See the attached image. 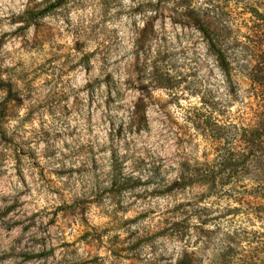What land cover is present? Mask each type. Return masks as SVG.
<instances>
[{
  "label": "rangeland",
  "instance_id": "1",
  "mask_svg": "<svg viewBox=\"0 0 264 264\" xmlns=\"http://www.w3.org/2000/svg\"><path fill=\"white\" fill-rule=\"evenodd\" d=\"M113 2L102 0L104 10ZM28 3L31 7H26L24 15L9 18L10 23H23L0 36V47L11 35L21 38L18 47L25 50L21 56L26 59H39L44 49L53 55L33 68L37 75L25 85L27 95L11 77L3 79L0 71V93H4L0 99V264H144V249L154 251L155 239L166 237L165 244L171 245L186 239L189 231L194 240L189 248L179 250L175 264L196 252L202 240L206 243L200 246L205 251L212 246L216 258L220 228L212 224L200 228L196 223L188 231H176L171 223L203 219V210L211 219L226 201L198 183L181 186L179 179L170 177L177 166L178 175L183 171L187 177L214 155V142L188 119L201 101L227 121L248 116L253 101L249 18L253 7L264 8V0H141L130 12L146 18L142 25L133 21L138 31L126 37L134 45V58L112 60L111 72L105 67L108 61L96 57L109 50L119 55L122 28L112 29L114 47L105 40L103 49L85 51L91 41H73L64 36L66 28L57 27V9L68 0ZM196 6L201 8L198 16L189 10ZM202 23L224 41L228 72L209 51ZM158 24L164 33L159 37ZM32 25L35 31L29 40L25 37ZM150 41L168 44L170 51L157 53L149 61L146 53L155 52ZM73 58L76 63L62 69L56 79L63 82L83 67V95H75L71 103H65L67 95H53L46 106L30 107L25 114L24 100L31 99L38 86L51 83L56 62L64 65ZM169 61L173 68L190 66L172 77L160 67ZM149 62L157 87L138 82ZM21 63L18 60L17 67ZM28 75L22 73L17 79ZM41 95L48 97L47 92ZM118 99L127 100L132 113L131 119L119 124V117L100 111L111 112L112 105L116 111L124 110ZM57 104L62 108L57 110ZM82 111L86 113L83 121L78 119ZM17 117L20 120L12 123ZM245 147L248 153L251 145ZM248 159L251 162L242 165L246 184L254 173L264 171L260 152H250ZM148 172L152 177L143 179ZM159 259L163 264L169 258ZM196 261L204 264L197 256Z\"/></svg>",
  "mask_w": 264,
  "mask_h": 264
},
{
  "label": "trees",
  "instance_id": "2",
  "mask_svg": "<svg viewBox=\"0 0 264 264\" xmlns=\"http://www.w3.org/2000/svg\"><path fill=\"white\" fill-rule=\"evenodd\" d=\"M189 10L195 16L201 14L200 6ZM251 12L249 41L253 63L249 75L253 103H250L248 116L243 121L232 122L217 116L214 107L205 101L194 107L193 117L188 119L214 142V155L199 163L187 177L181 171L177 182L181 186L198 183L208 193L226 201L213 218L206 217L208 214L204 210V218H196L200 228L212 224L221 229L216 239L218 252L214 264H264V171L254 173L246 184L242 169L245 162H251L248 159L250 152L258 151L264 158V8L255 6ZM200 30L218 65L228 72L230 64L224 41L205 23ZM247 145H251L248 153L245 151ZM182 225L183 221L171 223L176 231L190 228L189 223ZM177 264L203 263L196 261V252H190Z\"/></svg>",
  "mask_w": 264,
  "mask_h": 264
},
{
  "label": "clouds",
  "instance_id": "3",
  "mask_svg": "<svg viewBox=\"0 0 264 264\" xmlns=\"http://www.w3.org/2000/svg\"><path fill=\"white\" fill-rule=\"evenodd\" d=\"M34 3H39L40 0H33ZM141 0H114L111 6L107 11L104 10V4L102 0H68V3L64 4L61 8L57 9L58 15L56 16L57 27L60 29H67L68 31L64 33L65 37L71 36L73 41L77 39H84L86 42L91 41L88 44V47L85 51H90L93 47L103 49L102 41L107 40L110 48L114 47L113 43L116 39L115 35L112 33L113 28H122L123 30L119 33L121 37L120 43L123 45L122 50L119 52V55L111 54L110 50L106 53L101 51L96 57L99 61L100 57H104L108 64L107 71L111 72L115 65L111 64L112 60H119L120 57H125L126 62H131L134 58V45L126 37H132L133 33L138 31L133 29L132 22L135 21L137 25H142L143 20L146 18L144 14L137 16L133 15L130 12V9L136 7L137 3H140ZM44 5L41 4V7ZM173 5L169 4L168 7L171 8ZM26 7H31L28 3V0H0V19L3 21V27L0 28V36H3L5 32L12 33L18 26H20L23 21H17V23H10L9 18L12 16H22L25 13ZM120 13V15H117ZM147 15H154V13H147ZM49 17H44L45 21H48ZM68 21V23H65ZM98 25L93 31V26ZM157 37L164 35L163 31L160 30L159 24L157 25ZM35 31V25H32L28 28L26 37L31 40L33 33ZM21 42L20 37H14L9 35L7 38V43L0 47V71H3V79L7 80L11 77L17 87L21 88L22 95H27L29 91L28 88H25V85H30V80L32 77L37 75L33 71V68L36 67V64L42 63L43 59L47 58L49 55H53V52L50 49H44L38 53L39 59H26L21 56V53L25 51L18 47ZM170 43V41H169ZM49 44H53V41H49ZM151 47L155 49V52H147L146 55L149 58V61L156 59L157 53H163L165 51H170L168 44L158 43L157 41H150ZM78 58V57H77ZM67 61L66 64L62 65L60 61H57L54 65V74L51 83L42 84L38 86L34 91H32L31 99L24 100V112H28L30 107H35L41 104L46 106V100L51 98L53 95H67L68 100L65 103H71V100L75 95H83L80 92L81 87L84 84V72L83 67L78 68L75 72L72 73L71 78L66 79L61 82L56 79V74L60 73L63 70H66L67 66L70 64H75L76 59ZM22 61L19 67H17V61ZM101 67L99 63L96 65ZM190 65H185V68ZM161 70L170 73L172 77L177 76V72H183L185 68H180L179 66L173 68L171 62H167V65H161ZM10 70V71H4ZM28 73V77L22 79H17L18 76H21L22 73ZM153 65L151 62L146 67V70L140 74L141 79L138 82L151 83L152 87H157L158 85L152 78ZM96 73H93L95 75ZM73 79L76 80L73 83ZM61 83L62 87L57 89L55 85ZM221 83H223L221 81ZM120 91H124L123 88ZM47 92L48 97L41 95V93ZM4 93H0V99L3 98ZM100 100H97V103H100ZM117 104H124L125 109L121 111H116V105H112V111L107 112L105 109L101 108L100 111L105 113V116H112L113 118L119 117L116 119V123L119 124L121 121H127L132 118V113L130 111L131 106L128 104L127 100L118 99ZM57 110L62 108V105H56ZM86 117L85 112H81L78 117L79 120L83 121ZM20 120V117H17L12 123H17ZM104 130L107 131L106 125L103 126ZM119 146V143L117 144ZM179 167L177 166L176 171L172 173L170 179H179L180 176ZM152 177V173L148 172L142 178L147 180ZM158 179V178H156ZM19 188V185H16ZM190 198V197H186ZM189 225H195L198 223L196 217H193L189 222ZM175 240V237H172ZM166 237H158L153 241L155 245V250L149 252V247H145V259L144 264H162L160 257H168L163 264H175L176 257L179 255V250L181 248H189L190 243L194 240V235L192 231L188 232L186 239L182 242L173 243L171 245L165 244ZM206 241H200V245L205 244ZM200 245H197L196 256L204 261V264H214L215 252L212 246H208L207 250Z\"/></svg>",
  "mask_w": 264,
  "mask_h": 264
}]
</instances>
